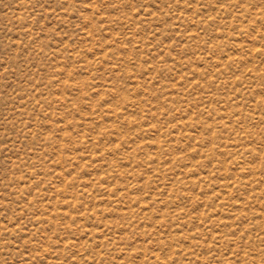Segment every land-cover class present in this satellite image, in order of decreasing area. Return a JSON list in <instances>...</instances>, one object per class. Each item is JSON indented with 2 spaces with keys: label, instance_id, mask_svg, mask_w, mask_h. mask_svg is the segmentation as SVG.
Listing matches in <instances>:
<instances>
[{
  "label": "rangeland",
  "instance_id": "374dc122",
  "mask_svg": "<svg viewBox=\"0 0 264 264\" xmlns=\"http://www.w3.org/2000/svg\"><path fill=\"white\" fill-rule=\"evenodd\" d=\"M0 264H264V0H0Z\"/></svg>",
  "mask_w": 264,
  "mask_h": 264
}]
</instances>
